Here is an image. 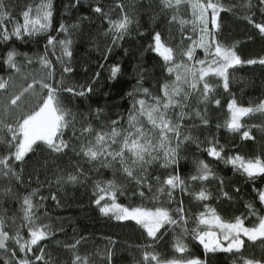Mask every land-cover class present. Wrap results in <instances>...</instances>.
<instances>
[{
  "label": "trees",
  "instance_id": "16d2710c",
  "mask_svg": "<svg viewBox=\"0 0 264 264\" xmlns=\"http://www.w3.org/2000/svg\"><path fill=\"white\" fill-rule=\"evenodd\" d=\"M5 2L10 5L14 19L22 22L20 14L29 5L34 8L41 0H5ZM213 2L222 5L223 9L219 13L220 27L216 31L217 40L226 46L235 45L237 54L245 63L230 70L231 83L228 91L224 90L222 81L211 77L209 83L214 85V91L207 103L203 101L202 85L201 94H192L189 97L188 111L197 108L203 111L207 108L209 125L202 126L200 120L196 118L186 121L187 125L196 124L198 127L193 129L185 127V134L198 137L201 143L199 148L195 143L184 144L180 151L178 171L182 178L187 179L196 174L198 161L204 160L208 163L213 169L214 177H209L203 183L197 181L189 184L188 191L196 192L203 187L209 192V199L204 202L197 201L192 195L182 193L179 188L175 191L171 202H168L166 193L160 194L159 197V202H168L167 206L172 209L177 208L182 201L189 216L187 224L189 230L197 227L195 216L204 211V203L215 208L225 220H232L236 216L246 218L245 224L249 227L258 222L259 216H264V204L260 203L256 191L264 188V176L250 179L223 160L209 157L205 151L208 147L207 141L215 137L225 146L223 154L225 157L239 153L246 158L256 156L264 158V113H251L241 118V123L245 126L244 130L250 131L252 139H241V133H232L226 127V122L230 118L227 104L231 99L235 98L238 104L252 107L264 100V65L259 63V60L264 58V34L254 26L255 23L264 20V13L260 10L259 0H213ZM52 3L53 18L49 31L19 40L15 37L10 41L0 40V56L11 49L21 54L27 53L33 60L29 67L39 69L37 57L45 52L47 36L65 38V33L57 32L63 22L69 26L74 41L70 65L73 72L65 76V86L75 84L86 87L88 84H93L94 91L85 97H72L68 93L62 95L65 107L76 115L75 136L73 127L64 130L63 139L70 143L66 153H52L41 143L34 153L26 156L23 162H16L14 159L11 161L15 171L20 174L22 182L14 178L0 177V217L4 218L5 230L14 234L16 229L20 228L24 223L21 210L22 198L33 189H39L34 197V203L38 204L37 215L41 217L40 223L51 225L49 230L52 235L40 242L39 247L34 246V248L37 254L39 248H44L46 255L50 254L55 264H72L74 253L68 250L66 245L74 244L76 241L80 243L75 254L81 257L87 256L90 264H107L106 256L109 249L113 252L112 264H147L143 259L145 251L158 252L165 260L200 257L201 260L207 259L209 264H243V258L264 259V241L260 239L252 242L242 237L245 243L240 252H217L206 257L202 245L190 234H185L187 251L178 253L173 245L176 236L180 234L179 229L171 226L164 228L160 239L153 244L134 221L120 222L101 215L93 204L96 198L93 185L97 180L113 179V169L102 168L98 162H90L73 151V147L78 150L79 141L76 137L80 136L81 128L86 126L83 124V114L94 113L98 107L103 109V115L99 120L95 116L90 119L96 131L101 130L102 124H108L121 116L125 120L123 126L127 127L128 109L133 99L127 94L137 87L138 81H141L142 88H148L153 95H160V85L175 80V73L169 75L166 72L162 60L149 49V45L152 43L154 32H161L162 38L177 50V63H180L179 46L182 43V28L178 21L176 23L169 21L174 14L185 20H191V9L185 4L181 5L179 10L161 11L160 0H79V3L76 0H52ZM97 3L102 5L105 12L110 13L113 20L121 18L124 13L129 14L133 19L128 33L118 42V46L113 47L110 54L107 53V48L112 44V36L105 35L109 28L108 21L92 10ZM120 5H123V9ZM249 16L254 17V23L249 22L247 19ZM83 17L87 18L82 19ZM6 23L11 31L12 22ZM72 25L78 27L71 28ZM183 31L192 34L193 29L191 25H185ZM197 36L198 33L193 39ZM183 43L186 46L191 40L185 38ZM51 51L49 48V58L55 67L54 80L59 81L62 66L56 62ZM196 53L197 59L204 58L202 49H197ZM57 54H59L58 48ZM105 54H108L106 61ZM248 60H256L257 63L250 65L246 63ZM17 61L23 62V56H18ZM115 63L121 65L122 71L115 80H111L109 68ZM101 64L104 65L103 69L100 67ZM179 71L183 74V69ZM97 72L100 76L93 83ZM10 76L11 81L7 91L0 89V121L14 124L21 112L35 106L37 97L46 95V92L42 93L39 86H36L34 94H26L19 109H14L9 103L11 96L26 88L27 84L31 83V79L25 80L23 75L11 73L7 65L0 63V77L8 79ZM215 100H219L220 104L217 105ZM6 104L9 105L7 115L4 112ZM174 111L179 112V109ZM104 130L110 131V128ZM94 135L95 133L85 139H94ZM0 136L4 138L0 141V157H2L8 154L6 141L10 139V133L3 124H0ZM78 170H82L83 175L79 176L77 183L56 182L58 176L63 175L66 179L68 174L75 175ZM172 172V168L164 169L159 163L154 165L150 169L152 191L146 186L139 188L134 182L127 181L123 175L117 173L116 181L124 186V191L117 197L118 201L132 206L139 204L151 206L157 203L152 200L153 194L159 187L155 184L154 178L159 176L163 179ZM221 179L223 185L220 183ZM4 189L11 191L5 193ZM221 189L231 198L224 197ZM141 190L145 193L144 198L139 196ZM53 194L56 195V200L52 199ZM248 204L254 206V215H250V210L246 207ZM21 234L27 237V228H22ZM146 245L152 247L146 248ZM9 246H12L11 242Z\"/></svg>",
  "mask_w": 264,
  "mask_h": 264
},
{
  "label": "snow or ice",
  "instance_id": "6c2138e0",
  "mask_svg": "<svg viewBox=\"0 0 264 264\" xmlns=\"http://www.w3.org/2000/svg\"><path fill=\"white\" fill-rule=\"evenodd\" d=\"M79 3V0H76ZM187 5L191 9V20H185L174 14L169 23L177 21L182 28V43L179 46L180 63H177V50L170 46L159 31L152 35V43L149 49L156 54L163 62L166 72L171 75L175 73V80L171 83L165 82L160 85V95H153L148 88H142L141 81H138L137 87L127 95L132 99L131 107L128 109L126 124L124 127V117L112 120L108 124H102L101 130L96 131L90 119L95 116L97 120L103 115L102 108H96L93 112L83 114V124L80 136L76 137L79 141L78 150L73 147V151L83 156L90 162H98L102 168L113 169L114 178L111 180H97L93 187L96 198L93 204L98 208L99 213L108 216L116 221H134L136 225L143 229L147 237L153 241V244L160 239L162 230L166 227H173L180 230L176 236L174 249L178 253L187 251L185 243V234H190L192 238L202 245L205 256L217 252L233 253L240 252L244 246V239L255 242L258 239L264 241V216L258 217V222L252 226H246L245 219L242 216H236L232 220H225L207 203H204V211L195 216L196 228L189 230V216L186 213L182 201L180 205L172 209L167 206L174 198L175 191L179 188L182 193L192 195L197 201H207L209 192L201 187L199 191L189 192V184L197 181L201 183L207 181L209 177H214L213 169L204 160L196 164V174L187 179L179 174L180 151L186 142L195 143L200 147L198 137L191 134H185V127L193 129L198 127L196 124L187 125L188 119H199L202 126L209 125L207 117V108L201 111L199 108L188 111V100L192 94H201L205 103L208 102L211 93L214 91V85L209 83V78L215 77L222 81L225 91L229 90L231 78L230 70L236 66L245 63L235 50V45L226 46L221 44L216 38V31L219 29V13L222 11V5L214 3L213 0H160L161 11L179 10L181 5ZM260 10L264 13V0H259ZM75 6V5H73ZM123 9V5H120ZM151 7V5H149ZM93 12L100 14L107 19L109 28L105 35L112 36V44L108 46L107 53L110 54L113 47L118 46V42L128 33L133 19L127 13L121 18L113 20L110 13L105 12L100 3L93 7ZM22 22L14 19L12 10L5 0H0V40L10 41L13 37L24 39L46 33L51 28L53 18L52 0H41L33 8L29 5L21 14ZM83 17L82 19H86ZM250 23H254V17H247ZM6 22H12L13 27L9 31ZM185 25H191L192 34H186L183 31ZM254 26L261 34H264V20L255 23ZM78 25H72L71 28H77ZM57 32L65 33L64 39H57L52 35L47 36L45 52L37 57L40 65L39 69H31L32 57L27 53H19L15 49L8 50L0 56V63L7 65L9 71L15 75H23L24 79H31L18 94L10 98V106L19 109L21 101L26 94H34L36 86H39L41 92L46 95L38 96L35 106L27 111L21 112L16 118V122L7 123L0 121L3 127L10 133V139L6 141L8 154L0 157V177L14 178L21 181V176L17 173L11 164L14 159L16 162H23L26 156L34 153L35 149L44 144L52 153L63 154L70 147V143L63 139L64 130L73 127L75 136L76 115L65 107L62 95L71 94L72 97H85L94 91L93 84L84 85L70 84L65 86V76L73 72L70 66L73 58V39L69 26L61 22ZM198 38L193 39L194 35ZM143 35V33H141ZM191 40L186 46L184 39ZM51 49V55L62 66L61 79L54 80L55 67L53 61L49 58L48 49ZM57 48L59 54H57ZM202 49L203 59L196 58V50ZM108 54L104 55V60L108 59ZM23 56L24 61L18 62L17 57ZM247 64H255L256 60H248ZM264 65V58L259 60ZM101 69L104 65L101 64ZM183 69V74L180 73ZM27 70V71H26ZM109 79L115 80L121 73L122 68L119 63L112 64L109 68ZM100 73H96L95 79H98ZM11 81L0 77V89L7 91ZM79 88V90H78ZM143 96L144 98H135ZM217 105L219 100L214 101ZM230 118L226 122L227 129L232 133H241V139H252L249 130H244L241 118L251 113H264V100H261L255 107L243 106L238 104L235 98L227 104ZM179 109V112H175ZM5 115L9 112V105L4 106ZM71 118V119H70ZM110 128V131H105ZM94 139H85L91 137ZM4 138L0 136V141ZM208 147L205 149L209 157L216 160H223L231 165L236 171L245 174L252 179L257 176H264V158L256 156L246 158L236 153L225 157V146L219 143L215 137L207 141ZM157 163L164 169L172 168L173 172L161 179L154 178L155 184L159 185L152 196L153 201L157 203L151 206L139 204L136 206L125 205L118 201V195L124 191V186L115 179L117 173L124 176L127 181L134 182L139 188L147 187L152 191L153 182L150 180V169ZM118 165V167H117ZM83 175L82 170L77 174H68L66 179L63 175L56 178L57 183H77L79 176ZM223 185V180L220 181ZM9 193L10 189H4ZM39 189H33L22 198L21 210L23 221L20 228L15 233L5 230V221L0 217V264H55L51 255L45 252L44 248H39V254L36 253L34 246L39 247L40 242L52 235L51 225L40 223L41 217L37 215L38 204L34 203V197ZM222 195L227 198V192L222 189ZM238 191V189H237ZM258 199L264 204V189L256 190ZM166 193L168 202H159L160 194ZM139 196L144 198V191H139ZM41 199H44L41 197ZM52 199L56 200L55 194ZM250 210V215L255 214V208L252 204L246 205ZM203 226V227H201ZM27 228V237L21 234V229ZM11 242V247L9 246ZM111 242V241H110ZM80 241L66 248L73 251L72 264H90L87 256L81 257L75 254L77 245ZM114 243V242H111ZM151 248L152 245H146ZM31 254V255H29ZM113 252L107 250V264H112ZM143 259L147 264H209L207 259L201 260L200 257L168 259L161 257L160 253L155 251H145ZM243 264H264V259L243 258Z\"/></svg>",
  "mask_w": 264,
  "mask_h": 264
},
{
  "label": "rangeland",
  "instance_id": "374dc122",
  "mask_svg": "<svg viewBox=\"0 0 264 264\" xmlns=\"http://www.w3.org/2000/svg\"><path fill=\"white\" fill-rule=\"evenodd\" d=\"M197 38H198V36H197ZM264 189V188H263ZM246 238V237H245Z\"/></svg>",
  "mask_w": 264,
  "mask_h": 264
}]
</instances>
